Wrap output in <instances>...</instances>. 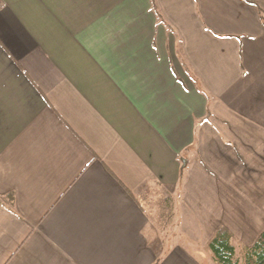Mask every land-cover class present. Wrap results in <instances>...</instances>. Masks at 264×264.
<instances>
[{
    "label": "crops",
    "instance_id": "obj_1",
    "mask_svg": "<svg viewBox=\"0 0 264 264\" xmlns=\"http://www.w3.org/2000/svg\"><path fill=\"white\" fill-rule=\"evenodd\" d=\"M154 218L264 231V0H0V264H154Z\"/></svg>",
    "mask_w": 264,
    "mask_h": 264
},
{
    "label": "trees",
    "instance_id": "obj_2",
    "mask_svg": "<svg viewBox=\"0 0 264 264\" xmlns=\"http://www.w3.org/2000/svg\"><path fill=\"white\" fill-rule=\"evenodd\" d=\"M208 248L219 264H264V231L260 233L253 245L243 247L241 257L237 256L232 234L226 227H221L216 232L209 241ZM161 259L160 252L154 264H158Z\"/></svg>",
    "mask_w": 264,
    "mask_h": 264
},
{
    "label": "rangeland",
    "instance_id": "obj_3",
    "mask_svg": "<svg viewBox=\"0 0 264 264\" xmlns=\"http://www.w3.org/2000/svg\"><path fill=\"white\" fill-rule=\"evenodd\" d=\"M164 217V216H163ZM148 232H150V236L152 238V243L156 248H158L162 254H166L167 251H171L173 248L180 247L190 252H194L196 254H200L203 250V247L200 246L197 242H194L190 239L189 236L182 234L181 231L176 229L175 223L170 224L166 218L160 221H157L154 218V222L149 228ZM164 244L161 246V244ZM237 248V256H242L243 246L236 245ZM198 257L202 260V264H219L217 263L212 255V252L209 248H206L205 254L202 253L198 255ZM204 262V263H203ZM165 264H190L185 262L178 261H168ZM201 264V263H200Z\"/></svg>",
    "mask_w": 264,
    "mask_h": 264
}]
</instances>
